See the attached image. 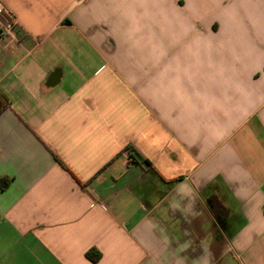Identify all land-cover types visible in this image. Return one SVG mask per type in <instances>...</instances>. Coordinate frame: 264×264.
Segmentation results:
<instances>
[{"label":"crops","instance_id":"crops-1","mask_svg":"<svg viewBox=\"0 0 264 264\" xmlns=\"http://www.w3.org/2000/svg\"><path fill=\"white\" fill-rule=\"evenodd\" d=\"M0 2V264H264V0Z\"/></svg>","mask_w":264,"mask_h":264},{"label":"built area","instance_id":"built-area-1","mask_svg":"<svg viewBox=\"0 0 264 264\" xmlns=\"http://www.w3.org/2000/svg\"><path fill=\"white\" fill-rule=\"evenodd\" d=\"M5 16H10V14L0 2V38L11 35L15 27L14 20L10 17L4 19Z\"/></svg>","mask_w":264,"mask_h":264},{"label":"trees","instance_id":"trees-1","mask_svg":"<svg viewBox=\"0 0 264 264\" xmlns=\"http://www.w3.org/2000/svg\"><path fill=\"white\" fill-rule=\"evenodd\" d=\"M3 96L0 94V102L2 101ZM2 106L0 105V108ZM1 110V109H0ZM126 150H129L130 153L132 154V158L135 156V154H138V152H136L133 148H131L130 146H128L126 148ZM9 185V179L5 178V177H0V188L2 189H6ZM87 257L90 258L92 261L96 262L100 259V254L99 253H95V251H89L87 253Z\"/></svg>","mask_w":264,"mask_h":264}]
</instances>
